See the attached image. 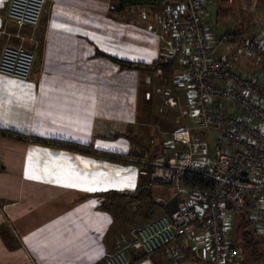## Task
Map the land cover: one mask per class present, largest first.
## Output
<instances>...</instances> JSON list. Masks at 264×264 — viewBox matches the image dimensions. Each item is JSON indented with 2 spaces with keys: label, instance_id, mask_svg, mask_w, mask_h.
Segmentation results:
<instances>
[{
  "label": "crops",
  "instance_id": "obj_1",
  "mask_svg": "<svg viewBox=\"0 0 264 264\" xmlns=\"http://www.w3.org/2000/svg\"><path fill=\"white\" fill-rule=\"evenodd\" d=\"M9 1L0 0V29ZM119 7L46 0L40 24L22 29L37 40L25 41L36 53L31 77L0 74V264H100L122 235L133 241L187 201L183 181L154 182L143 163L174 155L185 129L184 68L163 45L165 5ZM8 41L0 34V55ZM183 248L179 264H215L191 236ZM128 250L134 264H171Z\"/></svg>",
  "mask_w": 264,
  "mask_h": 264
},
{
  "label": "built area",
  "instance_id": "obj_2",
  "mask_svg": "<svg viewBox=\"0 0 264 264\" xmlns=\"http://www.w3.org/2000/svg\"><path fill=\"white\" fill-rule=\"evenodd\" d=\"M210 1L162 0L163 45L184 68L187 105L198 133L183 130L185 152L143 162L153 165L148 176L154 182L171 185L187 175H198L210 185L189 188L199 198L182 201L172 212L149 221L132 242L122 235L117 240L119 249L100 264H134L127 244L143 256L162 252L179 264L186 258L183 242L189 236L207 250L213 263L242 264L234 231L238 212L245 206L258 233L264 234V29L258 36L236 42L233 52H222L220 47L229 40L207 29ZM45 7L46 0L9 1L0 34L22 42L3 47L0 74L20 80L31 77L36 53L24 44L37 40L34 34L27 37L21 32L40 24ZM9 23L16 25V31L10 30ZM244 56L256 57L260 69L255 75L238 67ZM210 133H214V149Z\"/></svg>",
  "mask_w": 264,
  "mask_h": 264
},
{
  "label": "rangeland",
  "instance_id": "obj_3",
  "mask_svg": "<svg viewBox=\"0 0 264 264\" xmlns=\"http://www.w3.org/2000/svg\"><path fill=\"white\" fill-rule=\"evenodd\" d=\"M210 2H211V15H210V18L208 19L207 29L212 34L224 35V34L240 32V33H242V36L244 38H250L251 36H258L259 34H261L262 30L264 29V0H211ZM163 19H162V22H163ZM12 39H15L17 41L11 42ZM12 39H10L8 41V44L18 45L22 42V40L20 38L13 37ZM236 48H237L236 42L235 41H229L227 44L220 47V50L222 52H225V53H231L234 50H236ZM238 67L240 68V70L243 73H247L249 75H255L258 72V70L260 69L258 61H257L256 57H254V56L242 57L240 59V61L238 62ZM178 100L182 104V114H183L182 119L184 121L183 127L185 129H187V128L190 129V131L193 133H198V130H196L194 127V121H193V118L191 117L190 112H189V107L187 105L186 93L184 94V96L181 95ZM167 137L170 138L169 140H165L168 142L167 144H169V145H171L173 143L175 144L174 134H170V135L167 134L166 138ZM213 138H214V133H211L209 141L211 143L212 148L214 149V139ZM186 145L187 144L185 141H183V142L180 141V143H176V147L174 145L175 153L180 154V153L185 152L186 150H184L183 148H187ZM163 146H165L164 142H163ZM161 154H164L162 150L159 151L157 156L161 155ZM171 156L173 157V155H169V157H171ZM172 185H176V183H174ZM179 185H180V187H182L181 181H179ZM184 196L185 197L183 199H185L187 201H190V198H193V199L199 198L198 195H196V193H194V192H191V193L189 192L187 194V197H186V194ZM239 213L240 212H238V214ZM237 220H238V217H237ZM253 225H254L253 230H254V228L256 230L257 223L255 221L253 222ZM143 226H141L138 229L137 233L139 232V230ZM256 232H257L256 233L257 240L261 241L260 248H261V252H262L263 256L259 255L255 259V257H247L246 258L245 254H243L242 255L243 256L242 262H244V264H264V234L258 233L257 230H256ZM136 238H134V240ZM193 240H194V238H193ZM130 242H132V241H130ZM194 242H195V240H194ZM127 245H129V244H127ZM118 249L119 248H117L116 250H118ZM127 249H128V247H127ZM116 250L109 253L108 255L113 254L114 252H116ZM128 252H129V250H128ZM192 253L198 254L197 251L192 252ZM248 255L252 256V253L248 252ZM186 256H187V254H186ZM167 260L169 261V263L174 264L168 258H167Z\"/></svg>",
  "mask_w": 264,
  "mask_h": 264
},
{
  "label": "trees",
  "instance_id": "obj_4",
  "mask_svg": "<svg viewBox=\"0 0 264 264\" xmlns=\"http://www.w3.org/2000/svg\"><path fill=\"white\" fill-rule=\"evenodd\" d=\"M118 1L120 4L119 10H123L129 6L153 5L157 2V0H118ZM224 35L227 37L229 41L240 42L242 39H244L242 33L240 32L224 34ZM100 54L106 55L104 53H100ZM114 59L118 61L123 68L134 67L133 63L129 61L120 60L117 58ZM183 149L186 150V148ZM156 156L157 155H150L149 159H154L156 158ZM146 168H147V172H149L153 168V165L151 163H147ZM183 184L185 187L188 188H205L210 185V183L207 182L205 178L198 175H187L183 180ZM253 222L254 221L250 218V213L248 211V208L245 206L242 210H240V213L238 214V220L234 231V238H235V242L241 249L242 255L245 254L246 258L255 257L256 259L259 255L263 256V254L260 248L261 241L257 240V236H256L257 232L255 228L253 230L254 227ZM248 252H251L252 256H249ZM242 264H244V262H242Z\"/></svg>",
  "mask_w": 264,
  "mask_h": 264
},
{
  "label": "snow or ice",
  "instance_id": "obj_5",
  "mask_svg": "<svg viewBox=\"0 0 264 264\" xmlns=\"http://www.w3.org/2000/svg\"><path fill=\"white\" fill-rule=\"evenodd\" d=\"M73 186H75V185H73Z\"/></svg>",
  "mask_w": 264,
  "mask_h": 264
}]
</instances>
